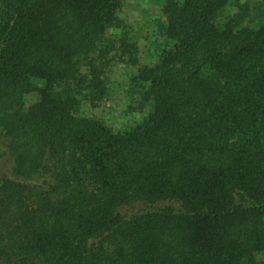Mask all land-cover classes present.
<instances>
[{
	"label": "trees",
	"instance_id": "obj_1",
	"mask_svg": "<svg viewBox=\"0 0 264 264\" xmlns=\"http://www.w3.org/2000/svg\"><path fill=\"white\" fill-rule=\"evenodd\" d=\"M125 1L0 0V264H264V0Z\"/></svg>",
	"mask_w": 264,
	"mask_h": 264
},
{
	"label": "rangeland",
	"instance_id": "obj_2",
	"mask_svg": "<svg viewBox=\"0 0 264 264\" xmlns=\"http://www.w3.org/2000/svg\"><path fill=\"white\" fill-rule=\"evenodd\" d=\"M159 6L155 4L154 0H126L125 1V13L130 14L133 18H142L147 21L151 16H158L159 14ZM122 94L115 95L112 103H110L109 108L112 113L115 114L116 119L113 122L116 124H126L128 120H131V117L122 118L124 102H123ZM121 111V114L119 112ZM135 120L132 119L130 122Z\"/></svg>",
	"mask_w": 264,
	"mask_h": 264
}]
</instances>
